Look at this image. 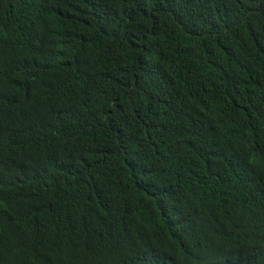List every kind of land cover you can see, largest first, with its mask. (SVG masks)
<instances>
[{"label":"trees","instance_id":"trees-1","mask_svg":"<svg viewBox=\"0 0 264 264\" xmlns=\"http://www.w3.org/2000/svg\"><path fill=\"white\" fill-rule=\"evenodd\" d=\"M0 264H264V0H0Z\"/></svg>","mask_w":264,"mask_h":264}]
</instances>
